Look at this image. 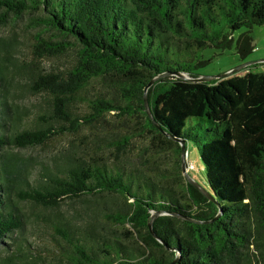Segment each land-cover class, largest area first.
Segmentation results:
<instances>
[{"label":"trees","instance_id":"obj_1","mask_svg":"<svg viewBox=\"0 0 264 264\" xmlns=\"http://www.w3.org/2000/svg\"><path fill=\"white\" fill-rule=\"evenodd\" d=\"M256 27L264 0H0V264H264V71L194 81Z\"/></svg>","mask_w":264,"mask_h":264},{"label":"rangeland","instance_id":"obj_2","mask_svg":"<svg viewBox=\"0 0 264 264\" xmlns=\"http://www.w3.org/2000/svg\"><path fill=\"white\" fill-rule=\"evenodd\" d=\"M16 29L21 35H23L24 31L27 30L26 21L20 22L19 26ZM241 32L243 31H240L238 34H240ZM253 37L256 49L243 63H255L257 65L256 71H264V27L254 28ZM215 52L216 51L213 49H207L202 54L205 60L212 59V62L207 67L201 69L199 72L204 77L221 75L243 64L240 62L239 56L236 53L235 48L231 49L230 51H225L224 53L219 54L217 56H215ZM59 142L60 140H56L55 142L51 143L50 146L45 148H14L12 151L15 154L21 155L22 157H25L29 160L27 173L30 175L32 172L36 171L40 162L50 161V157L60 146ZM186 162L189 169V176L199 185H205L206 179L204 166L199 158V154L196 150V147L193 144L187 145ZM37 229V224L33 222H28L24 225V229L22 230V236L27 239L28 243H32V245H43V235ZM18 236L19 233L16 232L14 234V237Z\"/></svg>","mask_w":264,"mask_h":264},{"label":"water","instance_id":"obj_3","mask_svg":"<svg viewBox=\"0 0 264 264\" xmlns=\"http://www.w3.org/2000/svg\"><path fill=\"white\" fill-rule=\"evenodd\" d=\"M255 63H251V62H248V63H243L241 66L235 68V69H232L224 74H221V75H216V76H206V77H201V78H198V79H195L194 81L195 82H207V81H210V80H214V79H221V78H226V77H229L233 74H235L236 72L240 71L241 69L245 68V67H248V66H251ZM155 123V122H154ZM172 140L174 141H177L175 138H172ZM181 147H182V170H183V174L185 175L186 179L188 180V182L194 186H196L197 188L200 189V191L210 200H214L213 197L211 196V194L205 189L203 188L201 185H199L196 181H194L188 174V166H187V162H186V151H185V148H184V142H181Z\"/></svg>","mask_w":264,"mask_h":264}]
</instances>
